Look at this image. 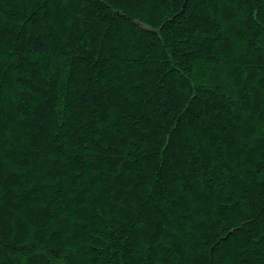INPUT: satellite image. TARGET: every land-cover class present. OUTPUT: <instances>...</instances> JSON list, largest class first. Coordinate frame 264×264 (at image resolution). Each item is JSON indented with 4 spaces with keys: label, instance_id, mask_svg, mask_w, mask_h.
I'll return each mask as SVG.
<instances>
[{
    "label": "trees",
    "instance_id": "obj_1",
    "mask_svg": "<svg viewBox=\"0 0 264 264\" xmlns=\"http://www.w3.org/2000/svg\"><path fill=\"white\" fill-rule=\"evenodd\" d=\"M0 264H264V0H0Z\"/></svg>",
    "mask_w": 264,
    "mask_h": 264
},
{
    "label": "snow or ice",
    "instance_id": "obj_2",
    "mask_svg": "<svg viewBox=\"0 0 264 264\" xmlns=\"http://www.w3.org/2000/svg\"><path fill=\"white\" fill-rule=\"evenodd\" d=\"M228 14L231 15V12H228ZM195 23H196V21H193V25H195ZM212 23L214 24V21ZM205 134H207V133H205ZM197 158H199V157H197Z\"/></svg>",
    "mask_w": 264,
    "mask_h": 264
}]
</instances>
